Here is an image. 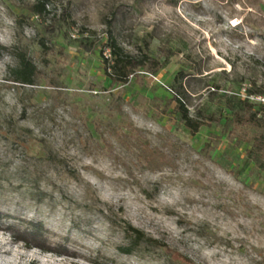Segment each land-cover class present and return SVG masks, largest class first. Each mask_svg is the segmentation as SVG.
<instances>
[{
  "label": "rangeland",
  "instance_id": "obj_1",
  "mask_svg": "<svg viewBox=\"0 0 264 264\" xmlns=\"http://www.w3.org/2000/svg\"><path fill=\"white\" fill-rule=\"evenodd\" d=\"M37 1L0 0V211L67 252L0 226V264H264V159L240 173L235 123L264 114V0ZM109 36L133 60L123 84ZM19 53L32 85L12 80ZM127 224L156 242L123 254Z\"/></svg>",
  "mask_w": 264,
  "mask_h": 264
},
{
  "label": "trees",
  "instance_id": "obj_2",
  "mask_svg": "<svg viewBox=\"0 0 264 264\" xmlns=\"http://www.w3.org/2000/svg\"><path fill=\"white\" fill-rule=\"evenodd\" d=\"M31 11L36 14H42L45 11V0H38L32 7ZM105 46L110 49L111 57L108 58L100 52V57L103 63L104 72L110 77L111 81L116 84L126 83L132 73L133 60L123 48L118 44L113 36H109ZM3 48V47H2ZM102 50V49H101ZM140 63L142 61H139ZM154 62V61H153ZM108 69L110 71H108ZM12 80L19 84L32 85L36 73V66L26 57L25 54L19 53L18 65L11 71ZM177 109L179 119L192 132L197 131L202 124L201 119L192 117L184 103L177 99ZM235 123L242 127V134L245 140L252 142V148L249 149L245 158L240 173L246 169L253 160L259 161L264 159V114L257 115L256 112H243L235 116ZM13 216L0 211V226H3L11 235L24 242L28 247H37L43 251L55 253H66L65 245L52 246L47 237L43 224L35 220H18L9 221ZM126 237L128 242L125 245L119 246V251L123 254H133L138 251L142 243L156 242L151 237L147 236L142 230L127 224ZM185 264H195L190 259L181 254H176ZM29 264H35L33 262Z\"/></svg>",
  "mask_w": 264,
  "mask_h": 264
},
{
  "label": "built area",
  "instance_id": "obj_3",
  "mask_svg": "<svg viewBox=\"0 0 264 264\" xmlns=\"http://www.w3.org/2000/svg\"><path fill=\"white\" fill-rule=\"evenodd\" d=\"M261 102H264V97L263 96H258L257 97Z\"/></svg>",
  "mask_w": 264,
  "mask_h": 264
}]
</instances>
